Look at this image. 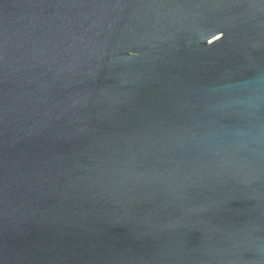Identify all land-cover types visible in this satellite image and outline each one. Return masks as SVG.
<instances>
[{
  "label": "water",
  "instance_id": "obj_1",
  "mask_svg": "<svg viewBox=\"0 0 264 264\" xmlns=\"http://www.w3.org/2000/svg\"><path fill=\"white\" fill-rule=\"evenodd\" d=\"M0 264H264V0H0Z\"/></svg>",
  "mask_w": 264,
  "mask_h": 264
}]
</instances>
